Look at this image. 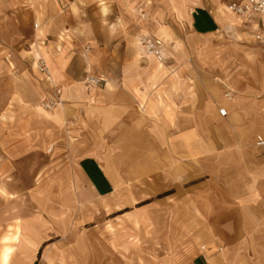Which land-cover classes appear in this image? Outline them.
Segmentation results:
<instances>
[{
	"label": "crops",
	"instance_id": "crops-1",
	"mask_svg": "<svg viewBox=\"0 0 264 264\" xmlns=\"http://www.w3.org/2000/svg\"><path fill=\"white\" fill-rule=\"evenodd\" d=\"M113 3L59 0L29 8L34 19L21 15L5 22L2 37L17 50L0 57V95L11 108L0 119L11 129L0 135V175L15 173L17 180L16 172L29 171L27 185L34 188L28 198L36 208L21 218L32 243L26 249L38 251L44 236L74 232V212L90 209L91 203L113 197L117 203H137L165 194V204L179 206L182 232L199 237L187 264H264V150L256 147L257 138H264V84L184 87L183 44L178 48L153 17L141 32L158 39L153 32L160 28L168 35L165 61L135 50L129 22H111ZM136 7L118 11L137 13ZM207 18L197 9L186 15L196 32L206 31L202 19ZM225 20L212 15L208 30ZM249 24L264 29V16ZM23 44L28 50H21ZM170 47L175 53H168ZM38 61L46 63L50 79L35 67ZM176 77H181L177 85ZM56 89L61 105L44 113L42 104ZM46 146L56 150L54 163L39 161ZM34 155L35 161L23 164ZM50 170L70 179L53 177L51 202L68 204L73 212L44 213L40 206L45 199L39 180ZM9 181L6 190L19 194ZM10 219L5 216L3 223ZM63 224L72 231L64 232Z\"/></svg>",
	"mask_w": 264,
	"mask_h": 264
},
{
	"label": "rangeland",
	"instance_id": "rangeland-1",
	"mask_svg": "<svg viewBox=\"0 0 264 264\" xmlns=\"http://www.w3.org/2000/svg\"><path fill=\"white\" fill-rule=\"evenodd\" d=\"M54 1L59 3V0H0V57L4 58L17 50L2 37L5 22L8 19L21 18V15L28 20L34 19L29 8H34L36 5L52 4ZM113 1V5L116 4V7H112L109 17L115 21L111 22L119 26L124 24L123 20L129 22L128 36L131 35L135 38V50L138 48L139 51V48H143L142 38L154 39L151 35L143 36L142 33L146 34L147 32H141L146 28L145 24L149 23L148 21L153 17L159 18L160 24L158 25L167 28L172 41L178 42V48L183 44L181 51H184L185 56L184 87L189 84L192 88H241L256 87L255 83L264 84V45L255 39L258 34L264 35V29L261 27L254 30L253 24L226 15L225 10L232 0ZM134 4L137 6V13L118 11L122 7L125 9L126 6L131 7ZM195 9L208 15L207 19H202V27L205 25L203 27L206 29L205 32L194 31L186 19V15ZM92 15L94 17L98 13L93 12ZM133 15L135 16L133 17ZM212 15L218 16L220 20L226 19L223 22L224 26L208 30V23L211 22ZM13 34V39L14 36L18 37L16 32ZM153 34L157 35L166 47L165 45L169 41L168 35L160 28H157ZM25 35L27 36V34ZM17 37L15 38L17 39ZM17 43L21 44L18 40ZM20 48L23 51L28 50L29 45L23 44ZM178 48H176L177 52ZM171 49L172 47L168 48V53H175ZM164 61L165 58L162 62ZM47 78L50 79V77ZM180 78L176 77L174 84H179ZM196 90L190 93L189 101L197 96L195 95ZM5 102L4 96L0 95V119L6 115L8 110L11 111V108L8 109L9 107L5 106ZM44 103L42 104L44 113H52L59 107L52 111H45ZM6 121L0 125V135L5 133L3 130L10 129L6 125ZM15 129V127L12 128L13 131ZM54 153L56 150L54 152L52 147L46 146L44 156H39V161L44 164L54 163ZM57 158L55 161L59 160ZM60 158L68 163L69 158L66 155ZM36 159L35 155L31 156L23 164L27 165ZM25 169L27 168L16 172L17 178L20 177L17 180L15 173L13 178L0 175V219L2 220L0 223V264H187L194 259L197 246L194 244L197 243L199 237L186 236L184 231L182 232L181 228L184 225L179 218V206L173 203L165 204V194L143 197L142 201L137 203H134V200L117 203L116 197L100 205L91 203L90 209L82 207L80 208L82 210L77 209L76 213L74 212V216L77 218L72 221L75 225L74 232L68 235L44 236L45 242L38 251L27 250L25 245L32 243L24 233L25 222L21 218L34 214L36 204L31 203V199L28 198V192L34 187L27 185L29 171ZM58 175L66 176V183L70 180L68 173L51 170L46 171L39 180L42 181L39 192L45 199V202L40 204L42 208L46 209L44 213L52 211L54 208L66 209L67 213L73 212L68 208V204L57 203L59 205H54L51 202L53 177ZM5 181L12 183L14 191L17 190L19 194H10L6 190ZM19 184H23L24 187L19 189ZM60 199L62 200V198ZM60 199L57 200L60 201ZM172 212L175 215H172ZM5 216L12 218L11 221L8 220L10 223L7 225L3 223ZM45 217L47 219L49 216L45 215ZM63 225L64 232L72 231L70 225ZM21 247H25L24 250Z\"/></svg>",
	"mask_w": 264,
	"mask_h": 264
},
{
	"label": "built area",
	"instance_id": "built-area-1",
	"mask_svg": "<svg viewBox=\"0 0 264 264\" xmlns=\"http://www.w3.org/2000/svg\"><path fill=\"white\" fill-rule=\"evenodd\" d=\"M230 10L233 14L244 18L246 23H251L257 16H264V0H232L229 5ZM255 39L261 42L264 45V35H256ZM143 47L147 54L154 56L156 60L163 61V48L164 44L161 39L153 38H142ZM38 70L44 73H48L46 64L43 61H39ZM226 97L230 99V94H227ZM61 105V91L56 89L55 94L51 97H48L47 101L44 103L45 111H52L56 107ZM220 115L225 117L227 115L224 109L220 110ZM256 147L264 150V138L258 137L256 140Z\"/></svg>",
	"mask_w": 264,
	"mask_h": 264
},
{
	"label": "bare ground",
	"instance_id": "bare-ground-1",
	"mask_svg": "<svg viewBox=\"0 0 264 264\" xmlns=\"http://www.w3.org/2000/svg\"><path fill=\"white\" fill-rule=\"evenodd\" d=\"M225 14H226V15H230V16L236 18V19L239 20V21H244V22H245L244 18L239 17V16L233 14V13L231 12L229 6H228V8H226V10H225ZM143 50H144V47H143ZM144 52H145V50H144ZM148 55H150V54H148ZM152 56H153V55H152ZM45 64H46V63H45ZM46 66H47V65H46ZM158 66H159V65H158ZM35 67L38 69V67H39V61L35 64ZM47 69H48L47 76L50 77L51 74H50V70H49L48 66H47ZM43 109H44V108H43Z\"/></svg>",
	"mask_w": 264,
	"mask_h": 264
}]
</instances>
